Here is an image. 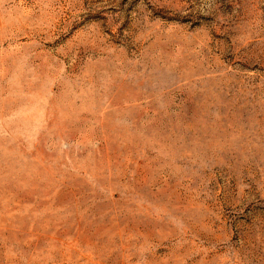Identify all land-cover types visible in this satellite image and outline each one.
<instances>
[{
	"label": "rangeland",
	"instance_id": "1",
	"mask_svg": "<svg viewBox=\"0 0 264 264\" xmlns=\"http://www.w3.org/2000/svg\"><path fill=\"white\" fill-rule=\"evenodd\" d=\"M0 264H264V0H0Z\"/></svg>",
	"mask_w": 264,
	"mask_h": 264
}]
</instances>
